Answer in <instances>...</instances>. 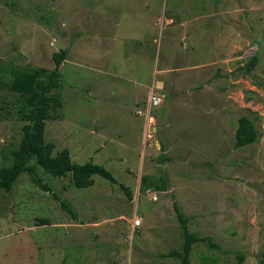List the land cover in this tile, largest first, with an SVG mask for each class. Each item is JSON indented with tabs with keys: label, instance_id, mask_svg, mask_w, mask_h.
I'll return each mask as SVG.
<instances>
[{
	"label": "rangeland",
	"instance_id": "obj_1",
	"mask_svg": "<svg viewBox=\"0 0 264 264\" xmlns=\"http://www.w3.org/2000/svg\"><path fill=\"white\" fill-rule=\"evenodd\" d=\"M192 46L203 55L186 53ZM62 50L63 119L46 122V141L117 183L94 175L77 189L70 174L36 166L48 193L21 174L0 190V264H179L161 257L183 242L174 205L190 232L210 239L193 245L190 264H264V0H0V63L53 69ZM195 63L198 73L186 70ZM165 66L170 91L152 86L165 100L147 117V88ZM12 103L0 86V168L22 136ZM242 116L258 137L235 148ZM142 176L165 188L140 192Z\"/></svg>",
	"mask_w": 264,
	"mask_h": 264
},
{
	"label": "trees",
	"instance_id": "obj_2",
	"mask_svg": "<svg viewBox=\"0 0 264 264\" xmlns=\"http://www.w3.org/2000/svg\"><path fill=\"white\" fill-rule=\"evenodd\" d=\"M66 55L67 51L65 50L53 54V69L0 63V86L5 87L13 97L8 114H13L18 121L24 122L20 143L10 152L11 165L0 168V190L10 191L19 176L26 173L42 191L51 193V190L38 177L36 166L53 177H65L70 174L72 184L77 189L92 186V176L94 175H98L112 184L117 183L103 166L92 162L75 164L71 161L67 148L54 153L55 144L46 141V122L63 119L60 66L65 61ZM257 61V55L246 57L244 65L238 70L245 76L252 71ZM257 137L254 121L246 116L240 117L234 134V147L249 146L256 141ZM152 183L151 177L142 176L139 191L146 192L151 186L157 191L165 188L163 184ZM53 196L58 200L56 195L53 194ZM128 196L131 199L129 194ZM61 206L72 215V211L66 204L61 202ZM174 210L182 229V246L180 249L169 250L161 254V257L174 259L179 264H190L189 255L193 245L202 242L209 243L210 239L199 237L190 232L187 227L188 217L180 211L177 205H174ZM39 222L41 225H47L49 221L39 219ZM211 246L214 245L211 244ZM238 264H242V258Z\"/></svg>",
	"mask_w": 264,
	"mask_h": 264
},
{
	"label": "crops",
	"instance_id": "obj_3",
	"mask_svg": "<svg viewBox=\"0 0 264 264\" xmlns=\"http://www.w3.org/2000/svg\"><path fill=\"white\" fill-rule=\"evenodd\" d=\"M136 23L138 22V21H135ZM165 22H166V24H167V26H172L173 24H171L173 21L172 20H169V19H165ZM168 22V23H167ZM140 23L142 24V25H145L144 27L145 28H147L151 23H152V21L151 22H149V21H140ZM189 24V23H188ZM174 26V25H173ZM177 26H179L180 28H182V32H184V33H186V35H189V30L187 31L186 30V28H187V22H181L180 24H178ZM172 29V31L173 30H175L174 28H172V27H169L168 28V30H171ZM190 36V35H189ZM128 41H130L131 39H133V38H131V37H128ZM153 41H155V39H153ZM188 48V47H187ZM186 48V53H191L192 51H195V50H197L198 52L197 53H199V54H202L203 53V47H201V46H198V47H190L191 49L190 50H188ZM173 55L175 54V53H172ZM203 55V54H202ZM169 56V55H168ZM198 63V62H197ZM197 63H195V65H193V66H191L190 68H188V69H186V70H194V71H196L197 73H198V71H200L202 68H203V64H197ZM172 69H170V68H168V67H164V68H161L158 72L157 71H154V74L153 75H157V73H158V75H159V77L160 78H155V82L152 84V85H150V87L149 88H147L148 90H149V92H150V89L152 88V86H156L159 90H163L164 88H165V90H166V93L168 94L169 93V91H170V83H169V78H170V76H171V74H172ZM175 72V71H174ZM179 78V77H178ZM180 78H186L185 77V75L184 74H181V76H180ZM189 79H191V77L190 76H188V78H187V81H189ZM178 81H179V79H176V82L178 83ZM167 85H168V87H167ZM203 85H205V84H201V85H196V87H195V91L197 92L198 90H202L203 89ZM149 92H146V96H147V98H148V95H149ZM148 94V95H147ZM185 96H186V98H188L189 100H191V98H193L194 100H196L197 102V107H202V105H203V99H202V95L201 94H198V93H193L192 91H191V89H189L186 93H185ZM148 100V99H147ZM146 100V101H147ZM170 100L171 99H168V101L165 103V106L166 107H168L169 106V102H170ZM183 103V102H182ZM170 119L171 118H169V121H170ZM162 123H163V121H162ZM166 123H168V121H166V119H165V121H164V124L166 125ZM159 127V128H158ZM158 127H156V128H158V130L159 129H162V126H160V125H158ZM155 127H154V130H157Z\"/></svg>",
	"mask_w": 264,
	"mask_h": 264
},
{
	"label": "built area",
	"instance_id": "obj_4",
	"mask_svg": "<svg viewBox=\"0 0 264 264\" xmlns=\"http://www.w3.org/2000/svg\"><path fill=\"white\" fill-rule=\"evenodd\" d=\"M150 95L148 97V103H147V109H146V115L147 117H149L150 111L152 108H155L157 106H159L160 104H162V102L165 100L164 95H157L154 93V90L151 89L150 91ZM138 114L143 115V112L139 111ZM141 225V221L140 219L137 218V216H134L133 219V227H139Z\"/></svg>",
	"mask_w": 264,
	"mask_h": 264
}]
</instances>
